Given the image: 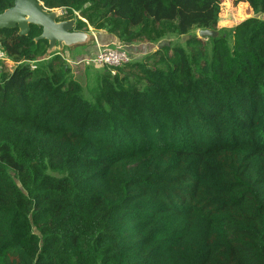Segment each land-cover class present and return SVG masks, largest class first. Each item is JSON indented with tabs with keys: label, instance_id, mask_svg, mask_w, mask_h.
Returning <instances> with one entry per match:
<instances>
[{
	"label": "trees",
	"instance_id": "1",
	"mask_svg": "<svg viewBox=\"0 0 264 264\" xmlns=\"http://www.w3.org/2000/svg\"><path fill=\"white\" fill-rule=\"evenodd\" d=\"M38 1L130 62L89 89L40 28L0 30V264H264V0L230 39L220 0Z\"/></svg>",
	"mask_w": 264,
	"mask_h": 264
},
{
	"label": "rangeland",
	"instance_id": "2",
	"mask_svg": "<svg viewBox=\"0 0 264 264\" xmlns=\"http://www.w3.org/2000/svg\"><path fill=\"white\" fill-rule=\"evenodd\" d=\"M57 15H61V11L56 10ZM259 17L263 18V15L255 14L251 8L246 3H236L235 0H220L219 4V21H218V32L226 36L228 39L231 38V32L233 28L242 23L248 18ZM198 32V31H197ZM195 32V35H197ZM89 35H95L97 39H92L90 43L85 46H80L74 50H68L67 48L63 49L62 55L69 59V67L72 70L73 77L79 81L85 88H93L96 85V75L103 72L102 66H94L89 63L87 60L93 58L99 49L105 50L109 49V45L100 44L98 40V33L94 32L92 28H88L86 32ZM176 39L174 37H169L166 40L159 42L157 44H138L133 45V56L131 60H140L145 57L150 51L158 49L159 46L174 45ZM231 42V41H229ZM210 41H206V46H208L207 60L210 61ZM85 47V48H84ZM112 49H119V46L113 47ZM127 52V51H126ZM60 53V52H59ZM73 62V63H72ZM14 68V65H7L5 69L11 72ZM111 74L114 75L115 71H111ZM10 198L12 199L11 204L17 205L19 207H24V200L22 195L15 190L10 191Z\"/></svg>",
	"mask_w": 264,
	"mask_h": 264
},
{
	"label": "water",
	"instance_id": "3",
	"mask_svg": "<svg viewBox=\"0 0 264 264\" xmlns=\"http://www.w3.org/2000/svg\"><path fill=\"white\" fill-rule=\"evenodd\" d=\"M59 16L56 10H46L38 0H13V6L0 14V30L15 29L19 36H27L30 26L41 29V34L35 38V42L45 40L48 43L46 53L48 55L62 52L64 48H75L85 46L92 41L93 35L75 30L73 19L57 21ZM216 31L199 30L197 37L215 38ZM190 37H183L185 42ZM0 49L2 46L0 44Z\"/></svg>",
	"mask_w": 264,
	"mask_h": 264
},
{
	"label": "built area",
	"instance_id": "4",
	"mask_svg": "<svg viewBox=\"0 0 264 264\" xmlns=\"http://www.w3.org/2000/svg\"><path fill=\"white\" fill-rule=\"evenodd\" d=\"M61 11V15H62ZM59 15V16H61ZM89 63L94 66H108V67H122L130 62L129 55L125 51L119 49H99L93 58L87 60ZM14 65L4 54L3 50L0 49V72L7 65ZM34 69V66L32 67Z\"/></svg>",
	"mask_w": 264,
	"mask_h": 264
},
{
	"label": "crops",
	"instance_id": "5",
	"mask_svg": "<svg viewBox=\"0 0 264 264\" xmlns=\"http://www.w3.org/2000/svg\"><path fill=\"white\" fill-rule=\"evenodd\" d=\"M96 33H98V40L97 41H99L100 42V44H103L104 46L105 45H109V48H113V47H117V46H119V43L117 42V39L115 38V37H113V36H111V35H109V34H107V33H105V32H96ZM93 37L95 38V40L97 39V37H95V35L93 34ZM76 48H79V47H75V48H71V49H68V50H74V49H76ZM85 48V47H84ZM55 52H58L57 50L55 51ZM63 53V51L62 52H60V54H62ZM65 60L69 63V64H71L70 62H69V59L68 58H66L65 57Z\"/></svg>",
	"mask_w": 264,
	"mask_h": 264
}]
</instances>
